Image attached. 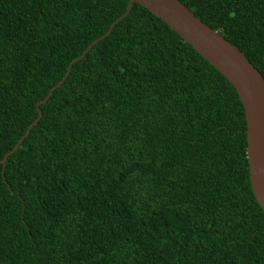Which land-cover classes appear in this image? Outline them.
Returning <instances> with one entry per match:
<instances>
[{"label":"trees","instance_id":"1","mask_svg":"<svg viewBox=\"0 0 264 264\" xmlns=\"http://www.w3.org/2000/svg\"><path fill=\"white\" fill-rule=\"evenodd\" d=\"M128 0H0V160ZM264 80V0H179ZM0 163V264H264L231 83L132 2Z\"/></svg>","mask_w":264,"mask_h":264},{"label":"water","instance_id":"2","mask_svg":"<svg viewBox=\"0 0 264 264\" xmlns=\"http://www.w3.org/2000/svg\"><path fill=\"white\" fill-rule=\"evenodd\" d=\"M132 2H137L165 22L234 87L244 110L250 187L257 204L264 212V80L243 52L200 21L179 0H128L124 13L110 24L104 34L95 38L80 55L68 63L62 78L36 102L37 116L28 124L23 136L12 149L3 155L0 163L4 164L6 156L17 148L29 129L36 124L41 115L38 105L65 79L72 63L81 58L92 43L106 35L112 26L127 14Z\"/></svg>","mask_w":264,"mask_h":264}]
</instances>
